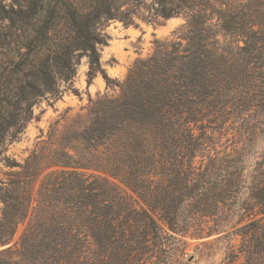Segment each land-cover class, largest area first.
I'll list each match as a JSON object with an SVG mask.
<instances>
[{
	"label": "rangeland",
	"instance_id": "rangeland-1",
	"mask_svg": "<svg viewBox=\"0 0 264 264\" xmlns=\"http://www.w3.org/2000/svg\"><path fill=\"white\" fill-rule=\"evenodd\" d=\"M37 1L0 0V36L10 40L8 36L31 33L26 22ZM157 6L156 0H143L133 23L110 19L99 26L108 35V44L97 46L100 64L116 83L125 81L138 60L153 55L158 42L185 40L188 18L180 14L165 19L156 14ZM236 8L241 13L253 11L255 17L264 20V0H244ZM212 25L222 45L244 44L216 20ZM11 46L17 48L14 42ZM243 62L249 64V76L235 87V94L243 100L239 109L220 115L218 120L191 122L192 128L176 139L182 157L167 166L171 175L157 160L141 165L142 175H132L128 180L89 167L99 159L89 138L92 132L84 134L80 125L91 116L95 101L116 97L121 89L117 84L108 85L101 73L88 84L89 59L80 56L74 90H65L60 83L61 97L39 98L33 105L35 117L19 139H5L0 156L1 195L19 181L21 185L33 182L35 195L43 181L51 179V172L71 170L78 164L87 166L77 169L81 176H72L64 184L69 190L84 183L88 188L85 195H65L63 199L57 194L43 196L48 206L64 202L69 231L87 224V218L82 219L72 207L78 203L90 205L88 215H93L91 203L97 196L93 189L97 179L108 185L110 200L106 206L117 214L114 226L120 224L123 229H112L107 241L85 248L93 253L89 259H67L61 264H264V205L252 206L253 181L259 176L257 167L264 163V52L245 54ZM133 173L137 174L135 170ZM201 186L203 191H197ZM2 208L0 201V216ZM123 209L126 213L119 215ZM140 213L150 214L158 228L148 229L152 226L141 221ZM83 215H87L86 210ZM26 225L27 221L20 223L10 240L0 245V250L11 246V254H5L13 261L19 258L15 252ZM73 235L69 240L66 235L68 250L81 248L82 240ZM108 247L118 255L106 257Z\"/></svg>",
	"mask_w": 264,
	"mask_h": 264
},
{
	"label": "trees",
	"instance_id": "trees-1",
	"mask_svg": "<svg viewBox=\"0 0 264 264\" xmlns=\"http://www.w3.org/2000/svg\"><path fill=\"white\" fill-rule=\"evenodd\" d=\"M243 1L156 0L158 16L167 19L183 14L188 18L185 40L158 42L155 53L138 60L125 81L118 84L100 64L97 46L108 44V35L99 26L110 19L133 23L143 0H38L26 22L31 33L18 38L8 36L10 40L0 36V156L5 139H19L26 124L35 117L33 105L39 98H60V83H64L65 90H74L76 66L79 57L85 55L89 59L88 84L101 73L108 85L117 84L121 89L116 97L95 101L91 116L80 125L84 134L92 132L89 138L99 159L89 167L130 180L132 175H142L141 165L158 160L171 175L167 166L182 157L176 139L192 128L191 122L218 120L243 103L242 96L234 91L249 76L244 55L264 52V20L255 17L253 11L239 12L236 5ZM213 20L225 32L237 34V40L244 44L222 45L213 32ZM12 42L17 48H12ZM72 167L76 168L48 174L51 179L43 181L35 195L33 182L21 185L19 181L2 195L0 188V245L10 240L20 223L27 221L15 252L19 258L13 261L5 254H11L9 246L0 250V264H61L67 259H89L93 253L85 248L107 241L112 229H123L120 224L114 226L117 214L106 206L110 200L108 185L97 179L93 188L97 196L91 203L95 212L89 216L90 205L76 204L72 209L82 219L87 218V224L68 231L64 202L48 206L50 203L43 196L57 194L63 199L85 195L88 188L84 183L69 190L64 188L72 176H81L79 167L87 166ZM257 168L252 206L264 205V163ZM203 189L201 186L197 191ZM126 211L123 209L119 215ZM139 215L147 227L152 226L148 229L158 228L150 214ZM72 234L82 240L81 248L65 247L64 241ZM118 253L108 247L105 254L112 258Z\"/></svg>",
	"mask_w": 264,
	"mask_h": 264
}]
</instances>
